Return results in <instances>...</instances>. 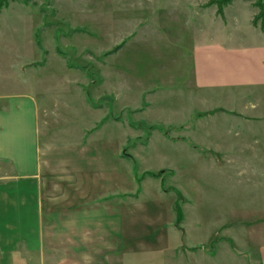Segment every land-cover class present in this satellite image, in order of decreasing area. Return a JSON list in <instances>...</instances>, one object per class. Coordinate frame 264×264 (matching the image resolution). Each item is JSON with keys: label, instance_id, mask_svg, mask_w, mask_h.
<instances>
[{"label": "rangeland", "instance_id": "374dc122", "mask_svg": "<svg viewBox=\"0 0 264 264\" xmlns=\"http://www.w3.org/2000/svg\"><path fill=\"white\" fill-rule=\"evenodd\" d=\"M208 2L0 0V94L18 101L24 139L37 130L43 180L102 196L87 209L109 233L138 239L180 212L202 241L264 222V88L189 94L194 47L247 51L264 28L252 0Z\"/></svg>", "mask_w": 264, "mask_h": 264}, {"label": "crops", "instance_id": "0c3cea01", "mask_svg": "<svg viewBox=\"0 0 264 264\" xmlns=\"http://www.w3.org/2000/svg\"><path fill=\"white\" fill-rule=\"evenodd\" d=\"M237 48L208 42L192 49L189 94L200 99L198 104L204 102L209 90L264 88V46L255 44L251 50L245 48L247 51ZM17 103L13 94H0V264H264L263 221L255 226H259L258 232L251 230L253 225L240 229V234L232 230L223 235L222 229L230 226L222 225L205 241L197 224L184 222L181 212L182 230L173 217L166 222H146L145 235L138 239L107 232L103 210L87 209L96 206L88 199L98 206L102 196L90 197L81 185H67L64 180L60 187L43 180L38 156L41 140L34 128L24 139ZM214 108L195 111L211 112ZM96 223L100 228H93ZM212 241L214 247H210Z\"/></svg>", "mask_w": 264, "mask_h": 264}, {"label": "trees", "instance_id": "16d2710c", "mask_svg": "<svg viewBox=\"0 0 264 264\" xmlns=\"http://www.w3.org/2000/svg\"><path fill=\"white\" fill-rule=\"evenodd\" d=\"M232 0H209V3L211 2H215L216 4H218V9L219 11H221V9L230 4ZM252 4L253 6L257 9V11L255 12V16L253 18V25H259L260 28H264V1L263 0H252ZM1 7V5H0ZM121 43L116 44L114 47H112L111 50H109L108 52L105 53H111L113 51H117L120 47ZM180 227V226H178ZM182 230V229H181Z\"/></svg>", "mask_w": 264, "mask_h": 264}]
</instances>
